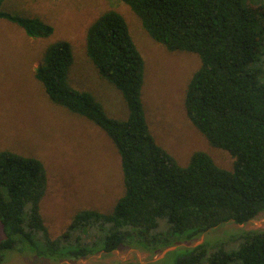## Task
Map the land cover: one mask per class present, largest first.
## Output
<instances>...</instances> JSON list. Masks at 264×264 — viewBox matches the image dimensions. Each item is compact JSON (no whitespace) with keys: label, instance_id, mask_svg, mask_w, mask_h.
<instances>
[{"label":"trees","instance_id":"16d2710c","mask_svg":"<svg viewBox=\"0 0 264 264\" xmlns=\"http://www.w3.org/2000/svg\"><path fill=\"white\" fill-rule=\"evenodd\" d=\"M119 1L153 41L169 51L198 56L199 67L185 92V113L212 147L234 158L232 169L218 166L202 151L180 166L156 143L142 102L143 58L124 17L108 10L87 28L85 53L98 74L121 93L126 119L109 117L91 93L69 84L73 55L67 42L46 48L35 78L52 103L89 120L112 141L120 156L124 193L112 211H79L67 229L52 238L40 208L47 192L43 164L0 151V264L13 252L75 262L133 241L151 249L150 244L161 243L152 250L157 252L264 213V3ZM7 4L0 0V20L32 38L53 33L52 26ZM232 238V246L221 241L185 248L175 264H264V231Z\"/></svg>","mask_w":264,"mask_h":264},{"label":"rangeland","instance_id":"374dc122","mask_svg":"<svg viewBox=\"0 0 264 264\" xmlns=\"http://www.w3.org/2000/svg\"><path fill=\"white\" fill-rule=\"evenodd\" d=\"M7 2L53 28L48 37L32 38L17 25L0 20V151L33 157L43 164L47 192L40 208L52 238L65 231L79 211H112L124 193L120 156L112 141L89 120L52 103L35 78V69L46 48L67 42L73 55L67 72L69 84L91 93L109 117L126 119L128 110L121 93L98 74L85 53L87 28L108 10L124 17L143 58L142 102L156 143L180 166L187 165L194 152L202 151L218 166L232 169L234 158L227 151L212 147L185 113L186 88L200 63L197 55L172 52L153 41L129 7L119 0ZM263 3L264 0H247L246 5ZM245 231H264V213L245 224L227 223L199 239L157 252L152 250L160 248L161 243L150 244L151 249L133 241L109 254L101 252L75 262H54L13 252L2 264H175L185 248L193 249L204 242L214 246L221 241L232 246V237Z\"/></svg>","mask_w":264,"mask_h":264}]
</instances>
